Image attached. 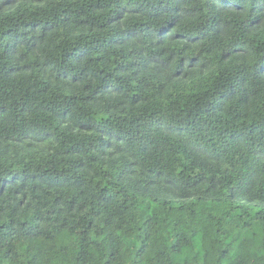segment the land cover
<instances>
[{"label":"trees","instance_id":"trees-1","mask_svg":"<svg viewBox=\"0 0 264 264\" xmlns=\"http://www.w3.org/2000/svg\"><path fill=\"white\" fill-rule=\"evenodd\" d=\"M0 264H264V0H0Z\"/></svg>","mask_w":264,"mask_h":264}]
</instances>
